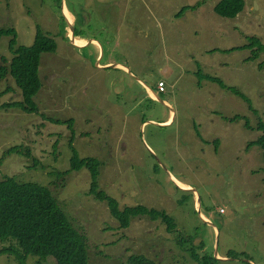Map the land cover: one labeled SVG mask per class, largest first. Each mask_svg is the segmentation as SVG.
<instances>
[{"label": "rangeland", "instance_id": "374dc122", "mask_svg": "<svg viewBox=\"0 0 264 264\" xmlns=\"http://www.w3.org/2000/svg\"><path fill=\"white\" fill-rule=\"evenodd\" d=\"M222 1L0 0V30L15 28L19 47H32L39 27L58 47L42 57L40 113L2 108L23 94L12 78L0 81V181L47 187L88 237L89 264H127L134 254L199 264L192 251L218 253L226 259L218 264H264V159L249 148L264 122V52L251 43L264 44V0H244L236 19L216 13ZM72 31L100 44L74 46ZM10 42L0 39V56L12 60ZM171 112L170 125H157ZM72 135L81 160L102 163L101 191L121 209L167 212L176 230L147 216L121 228L108 204L88 195V171L64 176ZM7 248L23 253L14 238L0 240ZM0 264L21 262L0 254ZM28 264L56 262L31 256Z\"/></svg>", "mask_w": 264, "mask_h": 264}, {"label": "trees", "instance_id": "16d2710c", "mask_svg": "<svg viewBox=\"0 0 264 264\" xmlns=\"http://www.w3.org/2000/svg\"><path fill=\"white\" fill-rule=\"evenodd\" d=\"M244 9V0H224L216 6L215 11L224 18L236 19ZM186 10L187 8H183L180 15ZM5 36L11 37L10 49L14 56L12 60L6 56H0V81L9 78L15 80L22 91L23 101L9 103L2 108H16L29 113H40L35 98L43 88L40 75L42 57L47 53H56L57 43L50 35L44 33L41 27L38 28L37 37L32 47H19L18 32L15 28L0 30V39ZM251 43L258 47L257 52H264V44L259 38L253 36ZM200 75L228 88L218 78L204 76L202 72ZM233 91L242 96L245 101H249L240 91ZM241 119L242 117L235 118V120ZM65 123H69V128H73V120H68ZM246 126L251 128L248 123ZM256 130L262 135L256 142L251 143L249 148H260L264 159V122L260 121ZM205 143L207 144V142ZM215 145L219 146L220 142H216ZM70 149L73 153L70 171L64 176L67 177L71 173H79L83 170L88 171L90 174L88 195L102 203H107L121 228H128L132 218L147 216L152 220H162L166 223L169 232L176 230V222L167 212L149 210L143 206L121 209L116 200L100 189L102 163L95 159L81 160L73 148V135L71 136ZM18 152L19 149H13L10 154ZM28 155L32 156L29 152ZM8 238L16 239L23 253L7 248L2 249L0 254H15L21 264H28L31 256L52 257L56 264H89L88 237L67 217L52 192L39 184H22L14 178L0 181V240ZM201 248L204 249V246ZM191 256L199 264H218L220 262L214 256H199L195 251L191 252ZM227 258L236 259L237 256L231 252ZM127 264L156 263L144 255L134 254L128 258Z\"/></svg>", "mask_w": 264, "mask_h": 264}, {"label": "crops", "instance_id": "0c3cea01", "mask_svg": "<svg viewBox=\"0 0 264 264\" xmlns=\"http://www.w3.org/2000/svg\"><path fill=\"white\" fill-rule=\"evenodd\" d=\"M78 40H81V41H84L85 42V44H83V46H77V44H76V41H78ZM100 44L99 42H97L96 40H83V39H79V38H75V44H74V46H77V47H84V46H87V44ZM108 65H110V63L108 64ZM113 68H115V67H119V68H122V69H125V70H127V68L125 67V66H123V65H121V64H117V65H113L112 66ZM149 92H150V94H151V97L153 98V99H157V95L155 94V93H153L150 89H149ZM155 95V96H154ZM165 104L166 105H168V103L167 102H165ZM171 116H169V118L166 120V121H162V122H160V123H158L157 125H159V126H168V125H170L174 120H175V118H174V113L173 112H171ZM208 144V143H207ZM213 146L214 147H217L216 145H215V143L213 144ZM216 151L217 152H219V150H217V148H216ZM172 180L175 182V184L177 185V187L180 189V190H182V191H190V187L189 186H187V185H184V184H182L180 181H178L176 178H172ZM184 187L185 189H187V190H183L181 187ZM207 220L209 219L208 217H205Z\"/></svg>", "mask_w": 264, "mask_h": 264}, {"label": "water", "instance_id": "95a60500", "mask_svg": "<svg viewBox=\"0 0 264 264\" xmlns=\"http://www.w3.org/2000/svg\"><path fill=\"white\" fill-rule=\"evenodd\" d=\"M67 21H68V19H67ZM69 23V22H68ZM70 24V23H69ZM71 29H72V27H71ZM73 30V29H72ZM71 39H72V42H73V44H75V36H74V32L72 31V36H71ZM158 98V97H157ZM207 220V219H206ZM208 221V220H207ZM217 258L218 259H222V260H226V259H223V258H220V256H219V254L217 253Z\"/></svg>", "mask_w": 264, "mask_h": 264}, {"label": "built area", "instance_id": "2783aa9c", "mask_svg": "<svg viewBox=\"0 0 264 264\" xmlns=\"http://www.w3.org/2000/svg\"><path fill=\"white\" fill-rule=\"evenodd\" d=\"M158 89H159L160 92H163L165 90V83L164 82H159Z\"/></svg>", "mask_w": 264, "mask_h": 264}, {"label": "bare ground", "instance_id": "6f19581e", "mask_svg": "<svg viewBox=\"0 0 264 264\" xmlns=\"http://www.w3.org/2000/svg\"><path fill=\"white\" fill-rule=\"evenodd\" d=\"M65 12V11H64ZM72 36V35H71ZM81 41V40H80ZM77 42V41H76ZM80 43H85L84 41L80 42ZM78 43V44H80ZM77 44V43H76ZM182 189H185L183 186L181 187Z\"/></svg>", "mask_w": 264, "mask_h": 264}]
</instances>
